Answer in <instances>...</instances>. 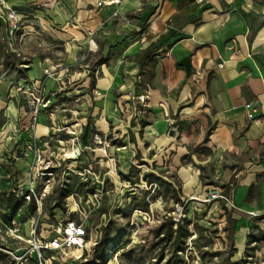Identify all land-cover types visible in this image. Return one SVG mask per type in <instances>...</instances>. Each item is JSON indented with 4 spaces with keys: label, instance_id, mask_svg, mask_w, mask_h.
<instances>
[{
    "label": "rangeland",
    "instance_id": "obj_1",
    "mask_svg": "<svg viewBox=\"0 0 264 264\" xmlns=\"http://www.w3.org/2000/svg\"><path fill=\"white\" fill-rule=\"evenodd\" d=\"M139 1L137 9L114 19V85L109 105L101 100L102 111L109 106L103 117H98L95 101L100 98L95 92L101 76L98 53L107 47L96 42L102 30L95 31L91 45L77 48L68 63L67 47L53 46L58 35L31 17L36 9L32 4L21 1L12 34L9 25L0 23V264H37L34 241L53 237L57 225L68 219L82 225L92 249L79 260L59 259L64 264H264L263 225H249L243 254L234 248L235 222L226 200L239 173L224 170L216 175L210 167L199 166L201 187L188 198L170 165L171 155L164 147L148 150L143 127L133 123L128 91L136 92L139 85L150 98L153 92L162 96L152 97L154 114L167 96L163 89L168 74L158 39L144 36L153 6ZM52 49L61 51L55 59ZM36 59L54 77L30 78L27 71ZM99 119L103 130L96 125ZM46 129L40 137L49 144L44 156L60 167L47 196L40 198L38 192L33 204L15 210L10 194L30 182L40 188L46 179L32 170V156L21 146L20 136L29 131L39 138L37 133ZM194 151L209 154L202 147ZM74 152L80 153L77 160ZM215 188L223 190L226 200L207 202ZM62 193L71 195L60 198ZM89 194L100 198L95 210L87 202ZM37 202L42 204L39 216ZM80 254L74 252L77 258Z\"/></svg>",
    "mask_w": 264,
    "mask_h": 264
},
{
    "label": "crops",
    "instance_id": "obj_2",
    "mask_svg": "<svg viewBox=\"0 0 264 264\" xmlns=\"http://www.w3.org/2000/svg\"><path fill=\"white\" fill-rule=\"evenodd\" d=\"M99 1L34 0L28 4L36 8V24L58 35L53 46L67 47L68 63L77 48L87 45V32L102 30L96 42L107 47L98 53L101 76L95 92L100 98L95 101L98 117H103L109 111L114 85V19L108 20L110 9L97 8ZM2 2L13 8L23 4L20 0ZM139 5V0H123L121 16ZM147 5L153 10L148 13L144 36L158 39L161 63L168 75L163 89L165 106L159 104L157 114L153 113L151 103L156 99L152 97L162 96L153 92L150 98L139 85L136 92L128 91V95L145 92L148 96L143 140L148 150L164 147L171 155L170 165L188 198L201 187L199 166L210 167L216 175L224 170L239 173L227 207L235 222L234 248L243 254L249 225L264 226V0H147ZM147 10L143 9L144 15ZM76 15L81 24L67 25L68 17ZM51 53L55 59L61 51L52 49ZM47 57L50 55L45 61ZM221 62L222 67H218ZM179 63L181 68L176 67ZM43 69L41 60L36 59L27 73L38 78ZM103 97L108 105L102 111ZM247 104L256 110L253 120L246 117ZM95 121L103 130L101 120ZM37 134L44 137L47 129ZM197 147L209 154L198 156L194 151ZM252 213L258 215L247 217Z\"/></svg>",
    "mask_w": 264,
    "mask_h": 264
},
{
    "label": "built area",
    "instance_id": "obj_3",
    "mask_svg": "<svg viewBox=\"0 0 264 264\" xmlns=\"http://www.w3.org/2000/svg\"><path fill=\"white\" fill-rule=\"evenodd\" d=\"M27 3H32L34 0H20ZM123 0H101L97 4V8L99 9H110V17L112 19H117L121 17L120 7ZM19 10L17 8H13L11 6L6 5L2 0H0V23L9 25V34H12L13 28L17 27V18L19 16ZM33 19L36 18L34 13L30 14ZM82 19L79 15L69 16L67 25L75 26L76 24H81ZM94 32H87L85 34V39L87 41V45H91L93 42ZM10 45L9 43H7ZM160 54V51H158ZM237 54H239L237 52ZM223 62L218 65V67H222ZM67 72V70L65 71ZM43 75L47 78L54 77L49 69L45 66L43 69ZM39 92V89H37ZM18 92H23L22 88H17ZM126 101L130 103L131 108L133 110V123L137 125V127H144L146 122V116L149 113V107L147 104L148 96L145 92L133 96L127 95ZM46 106V105H44ZM43 106V107H44ZM246 111V117L248 120H253L255 118L256 110L252 107V105L247 104L244 106ZM22 136V137H21ZM19 141H22L21 146L25 147L27 153L32 156L33 165L32 170L40 173L43 177H45V183L42 184V187L38 188L34 183H29L28 186L23 188H19V191L14 192L15 197L22 203H29L31 200H37V194L39 192V197L44 198L49 194L50 190V181L54 182V173L57 168L60 167L59 163L57 165L50 159L44 156L45 150L48 148V143L44 142L40 138H36L29 134V131H26L25 135H21ZM19 155H22V151L19 149ZM80 156V153H73V159L77 160ZM38 188V189H37ZM223 190H219L218 188L212 189L208 193L207 202H214L218 200H226L223 197ZM99 196L97 194H92L87 196V202H90L92 210H95V206L99 203ZM227 201V200H226ZM230 206L234 208L233 204L229 202ZM36 211L38 216L41 213L42 204L41 202H37ZM89 210V207H87ZM71 214V213H70ZM76 214V213H75ZM83 218L86 219V213L83 212ZM9 233H14L12 229L8 228ZM35 231H33L34 233ZM55 235L49 239H40L38 241H34L33 245V256L37 264H51L55 261H60L62 259L68 260H79L84 256L85 252L88 254L91 251V246L89 242L86 241V236L84 234V230L82 229L81 224H76L73 220L68 219L64 223H60L57 225V228L53 230ZM80 251L81 254L77 258L74 256V252Z\"/></svg>",
    "mask_w": 264,
    "mask_h": 264
},
{
    "label": "trees",
    "instance_id": "obj_4",
    "mask_svg": "<svg viewBox=\"0 0 264 264\" xmlns=\"http://www.w3.org/2000/svg\"><path fill=\"white\" fill-rule=\"evenodd\" d=\"M181 66H182V63H179V64H177L176 65V67L177 68H181ZM71 194L69 193V194H67L66 195V193H62L61 194V196H60V198H66V197H68V196H70ZM90 195V194H89ZM2 193H0V198H2ZM10 197L13 199V201L15 202V205H14V208L13 209H20V207H21V205L23 204L22 202H20L16 197H15V195L14 194H10ZM30 203H32L33 204V200H31V202ZM29 203V204H30ZM10 206H11V204H10ZM86 241H88L87 240V238H86ZM95 250V249H94ZM85 254H86V252H85ZM33 260L35 261V258L33 257ZM36 262V261H35ZM51 264H64V263H61L60 261H55V262H52ZM88 264H93V263H88Z\"/></svg>",
    "mask_w": 264,
    "mask_h": 264
},
{
    "label": "bare ground",
    "instance_id": "obj_5",
    "mask_svg": "<svg viewBox=\"0 0 264 264\" xmlns=\"http://www.w3.org/2000/svg\"><path fill=\"white\" fill-rule=\"evenodd\" d=\"M73 131L74 130H72L71 128H68V130H67V134H70V135H72L73 134ZM75 152L77 153V152H79L77 149H75Z\"/></svg>",
    "mask_w": 264,
    "mask_h": 264
},
{
    "label": "water",
    "instance_id": "obj_6",
    "mask_svg": "<svg viewBox=\"0 0 264 264\" xmlns=\"http://www.w3.org/2000/svg\"><path fill=\"white\" fill-rule=\"evenodd\" d=\"M172 134V133H171Z\"/></svg>",
    "mask_w": 264,
    "mask_h": 264
}]
</instances>
